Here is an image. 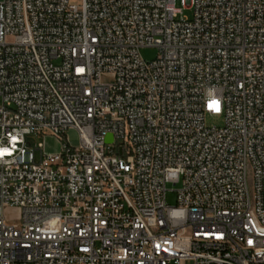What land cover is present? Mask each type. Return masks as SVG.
<instances>
[{
    "label": "built area",
    "instance_id": "2783aa9c",
    "mask_svg": "<svg viewBox=\"0 0 264 264\" xmlns=\"http://www.w3.org/2000/svg\"><path fill=\"white\" fill-rule=\"evenodd\" d=\"M178 1L0 0V264H264V0Z\"/></svg>",
    "mask_w": 264,
    "mask_h": 264
},
{
    "label": "rangeland",
    "instance_id": "374dc122",
    "mask_svg": "<svg viewBox=\"0 0 264 264\" xmlns=\"http://www.w3.org/2000/svg\"><path fill=\"white\" fill-rule=\"evenodd\" d=\"M73 1L79 2L80 0H73ZM177 6L179 8H184L180 0L177 2ZM183 10H184L183 13L184 15L189 17L192 15V11L190 9L184 8ZM158 53L159 52L156 47H144L141 49V55L146 60L155 59L158 56ZM0 102H1V97H0ZM205 122L207 126H214V125H221L223 123V120L221 117L207 115ZM69 135L74 144L78 143V136L76 132L70 131ZM28 140L29 142L32 143V146L35 147H37L40 142H45L47 152L54 153L59 150V143L56 140V138L53 136H47L46 138H44L43 136L33 134L29 136ZM180 186H181L180 183L175 184L173 182H169L167 184L168 191H167L166 199L169 205L172 206L178 205L179 202H178L177 190L179 189ZM17 213H18L17 210H9L7 211V216L10 220H15L17 219Z\"/></svg>",
    "mask_w": 264,
    "mask_h": 264
},
{
    "label": "water",
    "instance_id": "95a60500",
    "mask_svg": "<svg viewBox=\"0 0 264 264\" xmlns=\"http://www.w3.org/2000/svg\"><path fill=\"white\" fill-rule=\"evenodd\" d=\"M108 141H112L111 135L108 136Z\"/></svg>",
    "mask_w": 264,
    "mask_h": 264
},
{
    "label": "snow or ice",
    "instance_id": "6c2138e0",
    "mask_svg": "<svg viewBox=\"0 0 264 264\" xmlns=\"http://www.w3.org/2000/svg\"><path fill=\"white\" fill-rule=\"evenodd\" d=\"M215 103V102H214ZM217 110H218V108H217Z\"/></svg>",
    "mask_w": 264,
    "mask_h": 264
}]
</instances>
